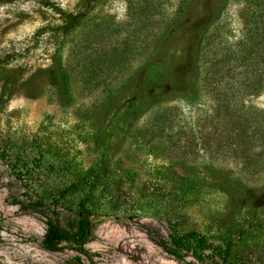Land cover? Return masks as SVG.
Listing matches in <instances>:
<instances>
[{
    "label": "rangeland",
    "instance_id": "rangeland-1",
    "mask_svg": "<svg viewBox=\"0 0 264 264\" xmlns=\"http://www.w3.org/2000/svg\"><path fill=\"white\" fill-rule=\"evenodd\" d=\"M46 1L85 16L38 36ZM260 2L0 0V264H221L167 253L170 223L264 264ZM82 199L86 253L45 250Z\"/></svg>",
    "mask_w": 264,
    "mask_h": 264
},
{
    "label": "trees",
    "instance_id": "trees-1",
    "mask_svg": "<svg viewBox=\"0 0 264 264\" xmlns=\"http://www.w3.org/2000/svg\"><path fill=\"white\" fill-rule=\"evenodd\" d=\"M43 4L51 8L52 11L59 16L61 24L54 26L47 25L40 28L37 32L38 36H41L45 32H49L53 34V36L65 35L71 30H73L75 27H77L85 16L84 12H68L62 9L61 7L55 5L54 3L46 1ZM260 5V8H258L257 10H251L250 12L253 21L249 20L247 21V23L248 25L250 24L249 30L252 31V33L250 32L246 37L245 41L242 43V46L244 48L246 45L249 44V41L256 39L258 35L261 37L262 40H264V1L261 0ZM250 9L248 7L247 10L250 11ZM247 10H245L244 13H247ZM256 13L258 14L257 16ZM257 30L262 31L261 34L255 33V31ZM202 40L203 39L199 40L200 46ZM202 49L203 47L201 46L200 52ZM219 63V61H213L212 59L210 61V67L214 68ZM47 78L51 86H57L62 80V78L58 74L51 70L47 71ZM149 88H151V86ZM254 92L256 91H253V93ZM0 156L1 158H5V154L1 151ZM36 205L41 206L42 203L37 201ZM90 214L91 209L87 205L86 199H82L79 202L75 218L72 221L68 222L66 227H63L61 224H59L53 219H48L46 221V229L42 238V247L47 251L54 252L59 250L60 245L62 243H68L73 246V249L76 250L78 253L85 254V244L91 236ZM161 246L167 253L171 254L178 260H183V258L186 257V254L189 253L194 260L202 263L205 259L209 257L213 259L218 258L221 261V264H232L229 261L232 252L231 243H226L223 246L213 245L204 236L200 235L196 231H182L178 228L177 225L172 223H170L168 243H161ZM76 264L84 263L81 261L80 257H77Z\"/></svg>",
    "mask_w": 264,
    "mask_h": 264
}]
</instances>
